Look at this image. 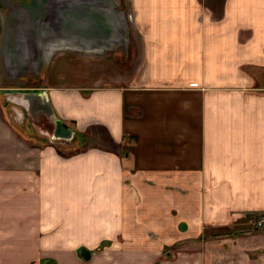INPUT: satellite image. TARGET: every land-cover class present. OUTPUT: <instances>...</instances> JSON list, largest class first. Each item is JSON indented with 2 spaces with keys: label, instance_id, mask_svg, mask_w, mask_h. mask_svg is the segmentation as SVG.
<instances>
[{
  "label": "crops",
  "instance_id": "0c3cea01",
  "mask_svg": "<svg viewBox=\"0 0 264 264\" xmlns=\"http://www.w3.org/2000/svg\"><path fill=\"white\" fill-rule=\"evenodd\" d=\"M115 1L138 68L63 51L18 88L85 151L0 101V264H264V0Z\"/></svg>",
  "mask_w": 264,
  "mask_h": 264
},
{
  "label": "water",
  "instance_id": "95a60500",
  "mask_svg": "<svg viewBox=\"0 0 264 264\" xmlns=\"http://www.w3.org/2000/svg\"><path fill=\"white\" fill-rule=\"evenodd\" d=\"M52 2L53 0H28L26 4L8 2V7L14 4L13 6L20 9L17 13L20 11L25 13L28 23L22 22L21 26L28 24V27L27 35L22 37L23 40L17 46L16 56H11L12 61L18 62L16 70L8 64L7 57L4 64L6 69L0 55L2 61L0 70L3 66L6 73H12L10 79L12 85L9 86L12 89H1L0 94L6 102L20 104L29 111L42 110L54 127L51 141L70 143L75 136L74 131L55 117L46 93L18 88L39 85L42 68H45L50 59L61 51L100 56L118 51L127 57L128 26L124 13L118 10L119 4L115 0H54L53 4ZM11 23L12 21L7 22V38L4 41L14 45L18 43V37H15ZM10 54H13V51ZM30 65H33V69L24 72ZM21 82L28 84L22 87Z\"/></svg>",
  "mask_w": 264,
  "mask_h": 264
},
{
  "label": "rangeland",
  "instance_id": "374dc122",
  "mask_svg": "<svg viewBox=\"0 0 264 264\" xmlns=\"http://www.w3.org/2000/svg\"><path fill=\"white\" fill-rule=\"evenodd\" d=\"M9 1L20 2L22 4H26L28 2V0H20V1H18V0H8V1L7 0H0V55H1V59L3 61V66H4V64H6L5 57H7L8 58V64H11L12 68L14 70H16L15 66H18V62L16 60H15V62L12 61L13 59L11 56L13 55V57H14V55L17 53V49H18L17 46L23 40L22 37H25V34L27 33L28 24L21 26V23L22 22L28 23V22L25 18V13H23L21 11L19 13H17V10H20V9L16 8V6H13L14 4H11L10 7H8ZM53 3H54V0H53L52 4ZM124 16L126 19L127 26H129L128 19L131 20V18H129V15L127 17V15L125 13H124ZM10 21H12L11 24L13 25V31L15 33V37L16 36L18 37V43H15L14 45L10 44L8 41H6V42L4 41L5 38H7V35H6L7 30H8L7 29V22H10ZM131 36H132V34H131ZM133 48H135V47H133ZM12 51H13V54H10ZM134 51L136 52V50L132 49V46H130V48L128 49V55H127L128 62L126 63V66H127L126 68H130L129 66H131V68L136 69L141 65L140 54L135 55ZM61 52H63V51H61ZM58 53H60V52H58ZM58 53H56V54H58ZM134 55H135V58H134ZM136 56H137V58H136ZM1 59H0V61H1ZM135 59H138V60H135ZM3 66L1 67V70H0V86H4L5 87L4 89H12L9 87L12 85V80H10L12 77V73L9 72L10 71L9 69L7 70V72H9V73H6L3 69ZM27 69H29V70L33 69V65H30L29 68L27 66L25 68L24 72L25 71L28 72ZM15 82H17V81H15ZM21 83L23 84L22 87L27 86V84H28L26 82H21ZM0 96H2V98H0V101H6L5 98L3 97V95H0ZM53 143H54L53 146L57 147L55 149L64 158H71V156L75 155V153H81V152L85 151L86 150L85 148H88V146H90L91 142H85V143L82 142L81 147L79 149H76L73 147L74 141L70 142L72 144L66 143L63 145L59 144V141H54Z\"/></svg>",
  "mask_w": 264,
  "mask_h": 264
},
{
  "label": "trees",
  "instance_id": "16d2710c",
  "mask_svg": "<svg viewBox=\"0 0 264 264\" xmlns=\"http://www.w3.org/2000/svg\"><path fill=\"white\" fill-rule=\"evenodd\" d=\"M117 63L120 64V65H126V63L128 62L127 59H125L124 57L123 58H120V59H116ZM109 145V144H108ZM110 145L112 147H114V144L110 142ZM112 149V148H111ZM61 155V154H60ZM109 242L105 241V242H102L100 244V246L96 249V250H101L102 248L108 246ZM86 252V256H83V253ZM93 252L91 251H86L84 250L83 248H80L78 249L77 251V255L80 259L82 260H88L90 258V256L92 255Z\"/></svg>",
  "mask_w": 264,
  "mask_h": 264
},
{
  "label": "built area",
  "instance_id": "2783aa9c",
  "mask_svg": "<svg viewBox=\"0 0 264 264\" xmlns=\"http://www.w3.org/2000/svg\"><path fill=\"white\" fill-rule=\"evenodd\" d=\"M253 228L256 230H264V214H260L257 217L250 219Z\"/></svg>",
  "mask_w": 264,
  "mask_h": 264
},
{
  "label": "flooded vegetation",
  "instance_id": "af4514ba",
  "mask_svg": "<svg viewBox=\"0 0 264 264\" xmlns=\"http://www.w3.org/2000/svg\"><path fill=\"white\" fill-rule=\"evenodd\" d=\"M25 129H26V128H25ZM22 130L25 131L23 127H22ZM28 130H30V128H29ZM31 130H32V129H31ZM33 131H34V130H33ZM73 141H75V139L72 140L71 142H73ZM53 144H54V143H53ZM59 144L63 145V144H66V143L59 141ZM70 144H72V143H70ZM73 144H74V143H73ZM58 154H60V153L58 152ZM98 247H99V246H98ZM98 247H97V248H98ZM97 248H96V249H97Z\"/></svg>",
  "mask_w": 264,
  "mask_h": 264
}]
</instances>
